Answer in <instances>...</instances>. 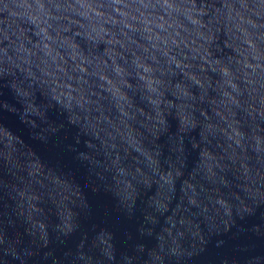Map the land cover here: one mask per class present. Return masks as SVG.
I'll use <instances>...</instances> for the list:
<instances>
[{"label": "water", "instance_id": "1", "mask_svg": "<svg viewBox=\"0 0 264 264\" xmlns=\"http://www.w3.org/2000/svg\"><path fill=\"white\" fill-rule=\"evenodd\" d=\"M0 264H264V0H0Z\"/></svg>", "mask_w": 264, "mask_h": 264}]
</instances>
